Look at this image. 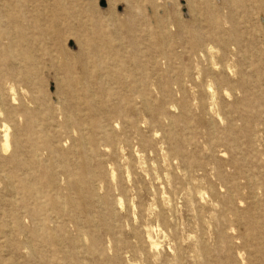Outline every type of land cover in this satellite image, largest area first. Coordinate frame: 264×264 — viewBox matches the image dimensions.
Segmentation results:
<instances>
[{
  "label": "bare ground",
  "instance_id": "obj_1",
  "mask_svg": "<svg viewBox=\"0 0 264 264\" xmlns=\"http://www.w3.org/2000/svg\"><path fill=\"white\" fill-rule=\"evenodd\" d=\"M74 7L66 0H0V205L4 207V215L10 218L7 223L0 215V264H4L1 257L5 251L19 258L9 259L8 264H122L121 250L125 248L143 256L144 264H160L151 231L147 234L149 248L140 246V240L131 244L115 234V211H111L113 203L109 194V190L115 191V174L112 171L110 180L102 179L106 175L104 165L107 156L115 162V157L121 156V145L128 146L129 136L139 132L138 118L127 116L122 105H116L115 101L122 97V92H132L141 99L140 106L151 114L146 96L152 89L150 81L154 80L156 89L169 100L174 99L173 85H176L183 94L177 105L184 110L190 103L184 98L186 81L199 76L200 71L214 78L207 85L209 87L230 84L227 76L222 78L223 74H229V67L219 66L216 61L221 58L219 51L214 52L210 45L218 46L222 57L232 45H240L241 28L247 27L250 19L255 20L254 15L259 21L264 18L261 12H251L258 7L264 13V0H222L219 6L209 0L203 18L197 15L190 27L180 20L174 32L170 24L159 18L154 42L151 41L154 37L148 35L150 43L143 48L133 37L130 40L132 53L129 54L113 46L114 39L106 35L97 22V33L89 30L92 33L89 37L91 33L86 30V36L79 40V58L70 57L61 42L68 30L73 29L69 21L75 17ZM202 22L205 26L201 28L204 30L201 34L195 31V26H203ZM129 25L128 21L124 23V26ZM175 38L184 45L189 60L187 65L179 63V55L174 50ZM255 55L257 63H261L264 53ZM252 56L246 54L243 60ZM165 64L168 69H164ZM46 70L54 71L58 79L61 106L53 113L54 109H43L37 101L39 97L35 96L40 90L38 81ZM218 73L223 74L217 76ZM260 74L261 71L255 76H247L242 72L237 81V88L243 90L247 82H253V90L259 95L253 102L263 97ZM129 103L134 113L137 110L135 99ZM205 105V102L200 103L203 110L224 121L215 104L203 107ZM43 112L47 115L40 118L38 114ZM237 116L244 119L241 114ZM260 117H264V108L259 105L256 118ZM182 122L189 123L187 118H182ZM147 124L163 127L159 118ZM119 126L127 127L132 134L125 132L117 136L115 127ZM171 127L166 129L164 138L185 167L184 177L180 179L181 188L173 193L181 194L184 199L193 195L196 199L202 195L201 191L184 188L191 180L189 169L206 170L210 164L183 159V143L180 145ZM230 129L233 131L232 125L229 132ZM213 140V150L222 146V140ZM228 149L232 152L234 148L229 145ZM85 156L90 158L89 165L95 157L99 170L94 176L86 173L83 180H74L81 168L79 158ZM130 159L134 160L133 157ZM218 161L212 165L217 178L222 176ZM257 162L261 163V160L257 159ZM210 185L216 192V186ZM43 187L48 191L45 192ZM85 189L88 195L83 193ZM261 190L264 192V188ZM10 195L12 199H9ZM232 213L245 237L247 229H244L243 214ZM161 219L166 223L164 216ZM24 222L34 224L35 228L27 230ZM9 225L13 228L5 230ZM70 227H74L75 235L68 231ZM100 227L106 233L105 239H99L96 234ZM257 230L259 239L264 240L259 224ZM29 234L37 237L36 244L40 248L33 250L29 259H24L20 250L25 247L19 237ZM41 235L46 238L39 240ZM249 256L242 264H264V261L257 262L253 253Z\"/></svg>",
  "mask_w": 264,
  "mask_h": 264
},
{
  "label": "rangeland",
  "instance_id": "obj_2",
  "mask_svg": "<svg viewBox=\"0 0 264 264\" xmlns=\"http://www.w3.org/2000/svg\"><path fill=\"white\" fill-rule=\"evenodd\" d=\"M66 1L70 5H75V17L69 21L73 29L68 30L61 42L70 57L79 58V40L86 36V30L91 33L89 30L93 29L92 33H97L98 29L95 28L97 22L106 35L112 36L113 46L120 47L119 50L129 54L132 53L130 40L133 37L141 42V47L144 48L150 43L147 41L148 35L153 37L158 35L159 18L170 24L173 32L180 20L190 27L197 15L203 18L209 0ZM103 1L105 7L101 6ZM212 1L218 6L222 3V0ZM251 12L253 14L261 12L264 17L263 11L258 7ZM254 18L255 20H249L247 27L241 28L242 43L232 45L225 57L221 56L222 52L218 46L210 45L214 52L219 51L221 58L216 59L219 66L225 65L230 68L229 74L216 75L223 74L224 79L227 76L230 84L226 83L219 87L213 84V87H209L207 85L214 78L200 71L199 76L196 75L195 78L186 81L187 90L184 98L190 103L184 110L177 105L183 97L177 86L173 85L174 99H165L156 89L154 80L150 81L152 89L146 96L151 114L140 106L141 99L132 92H122V97L115 101L116 105H122L127 116H135L139 121L138 134L128 135L129 144L121 145L123 149L119 153L121 156L115 157V162L107 156V163L104 165L106 175L102 176V179L110 180L112 171L115 174V191L109 190L113 203L111 211H115V234L131 244L140 240V246L149 248L147 234L151 231L153 241L158 247L156 259L160 264L169 261L173 264H242L249 260L250 253H253V258L257 262L264 261V240L259 239L257 230L259 224L262 229L260 231L264 234V192L261 190L264 188V164H261L264 162V117L256 118L259 105L264 108V59L257 63L255 57L256 53L259 55L264 53V18L262 21L255 15ZM126 21L130 23L129 26H124ZM202 25L195 26V31L204 33L201 28L205 26V22H202ZM155 38L151 41L154 42ZM177 40L173 39L176 42L175 53L179 55V63L187 65L189 60L184 53V45ZM246 54L253 56L249 60H243ZM163 67L168 69L166 64ZM259 71L263 97L260 102H253L257 99L256 96H259L253 90V82H247L243 90L237 88V81L242 72L247 76H255ZM57 81L54 71L46 70L38 81L39 93L35 94L39 97L37 101L41 102L43 109H54L52 113L57 112L61 106ZM93 87H96L95 83ZM248 92L250 93L247 94ZM132 99H135L137 107L134 113L129 103ZM201 102L206 104L203 107L215 104L224 121L203 110ZM238 114L243 115L244 119L237 116ZM44 115L47 114L44 112L38 114L40 118ZM158 118L163 126L161 129L156 124L154 127L148 126L149 121ZM182 118H187L189 123L184 124ZM171 125L177 141L180 145L183 143L181 149L183 159L210 164L206 170L199 167L189 169L191 180L189 186L185 185L184 188L201 191L202 195L196 199L193 195L184 199L181 194L173 193L181 188L180 179L184 177L182 173L185 167L182 161L174 156L164 138L166 129ZM231 125L233 131L230 129L229 132ZM125 132L132 134L127 127H115L117 136H122ZM213 138L215 141L222 140L223 147L213 150ZM229 145L234 148L232 152L228 149ZM132 157L134 160L130 159ZM89 159V156L79 158L82 162L81 168L75 174L74 180H83L86 173L89 176L97 174L99 168L95 164V157H92L90 165ZM257 159H260L261 163H258ZM216 161L222 170V176L218 178L216 171L212 170V165ZM210 184L216 186V192ZM43 188L45 192L48 191L46 187ZM83 193L88 195L87 189L83 190ZM8 196L9 191L6 197ZM9 199H12L11 195ZM82 209L80 206L79 211ZM235 211L243 214V225L246 224L244 229H247L246 235L249 234L245 237L238 228L237 217L233 216L232 212ZM4 212V207L0 205V215L5 222L10 223V218L4 215ZM161 216L166 218V223H163ZM24 224L29 231L35 228L34 224L29 222ZM12 228L13 226L9 225L5 230ZM68 229L71 234H76L74 227ZM96 234L99 235V239L106 238V233L101 227ZM43 237L41 235L38 238L41 240ZM19 239L25 247L20 250V255L24 259H29L32 251L35 249L38 251L40 248V245L36 244L37 237L29 234L21 235ZM121 253L122 264L145 263V258L134 254L131 249H122ZM1 258L4 264H8L9 259H19L17 255L6 254V251Z\"/></svg>",
  "mask_w": 264,
  "mask_h": 264
},
{
  "label": "water",
  "instance_id": "obj_3",
  "mask_svg": "<svg viewBox=\"0 0 264 264\" xmlns=\"http://www.w3.org/2000/svg\"><path fill=\"white\" fill-rule=\"evenodd\" d=\"M101 6L102 7H105V2L104 1L101 3Z\"/></svg>",
  "mask_w": 264,
  "mask_h": 264
}]
</instances>
